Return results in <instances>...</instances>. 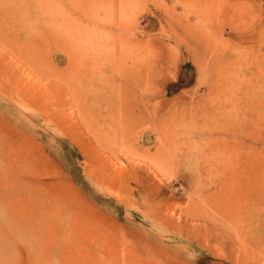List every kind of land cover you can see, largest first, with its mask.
Listing matches in <instances>:
<instances>
[{"label": "rangeland", "instance_id": "obj_1", "mask_svg": "<svg viewBox=\"0 0 264 264\" xmlns=\"http://www.w3.org/2000/svg\"><path fill=\"white\" fill-rule=\"evenodd\" d=\"M0 264H264V0H0Z\"/></svg>", "mask_w": 264, "mask_h": 264}, {"label": "bare ground", "instance_id": "obj_2", "mask_svg": "<svg viewBox=\"0 0 264 264\" xmlns=\"http://www.w3.org/2000/svg\"><path fill=\"white\" fill-rule=\"evenodd\" d=\"M47 24H50L47 28H48V31L49 32H53L54 31V29H57L58 28V26L55 24V23H53V21H52V19H49L48 21H47ZM47 87H49V86H44V87H41V89H39V91H40V93H41V97L42 98H44V97H46V99H47V95H48V93H49V91H48V88ZM40 88V87H39ZM90 89H91V87H90ZM92 89H94V88H92ZM95 91H96V89H94ZM132 90H128L127 92H124V94L122 95L123 97H125L126 96V98H128V96H129V94H130V92H131ZM66 92H67V96H68V98L67 99H62V100H58L57 101V103H59V107L56 109V111H54L53 109V111L49 108V107H45V108H43V106H41L40 107V110H41V112H42V114L43 115H45V116H48V117H50L51 118V120H52V122L56 125V126H58L59 128H63V131L66 133H68V135L69 136H71L72 134H73V132H81V131H84L83 129L85 128V131L87 130V129H89V130H87L89 133H87V135L88 134H90V133H92L91 135H92V137H93V139H94V137H95V139L97 140V138H99V140L101 139L100 138V136L97 134V133H99L97 130H95L94 128H93V125H92V121H91V119H90V116H89V114H88V111L89 110H91V107L90 106H88V101L90 100L91 102H97V98H99V96H97V97H93V95H92V93H91V96H90V94H86V93H83V92H77V90L74 88H72L71 86H68V89L66 90ZM104 94V96L106 95L105 93H103ZM108 95L109 94H107V96L106 97H102L103 98V101H105V104H106V107L104 108V107H100V109L98 110V111H92V112H90V114H92L93 116H94V118L95 117H97V116H100V118L102 117V115H103V112H104V110H107L108 111V113L105 115L106 117H110V119H111V121L109 122V125L107 124V123H105V122H103L105 125H107V126H110V127H114V125H116V129H117V126H120V127H122V128H125L124 126H125V121L124 120H122V119H125L124 117H122V116H120L119 115V113L117 112V111H115V109H116V102H114L113 100L114 99H112L111 98V96L112 95H110L109 97H108ZM94 96H96V94H94ZM103 96V95H102ZM51 97V96H50ZM100 97H101V95H100ZM117 98H119L117 95H116V99ZM51 99V98H50ZM101 99V98H100ZM49 100V99H48ZM102 100V99H101ZM42 101V100H41ZM45 101V100H44ZM40 103H43V102H40ZM127 105H129L132 109H134L135 108V105L136 104H134L135 102H132L131 101V99L130 100H126V102H125ZM50 104V103H49ZM55 105V104H54ZM49 106V105H48ZM129 106H127L125 109H124V113L125 112H128V113H130V108H129ZM35 108H36V106H35ZM39 109V108H38ZM71 110V112L69 113V112H67V111H70ZM46 113V114H45ZM73 113V114H72ZM65 117V118H64ZM48 119V118H47ZM51 120H49V121H51ZM132 120H134V121H138L139 119H132ZM48 123H50V122H48ZM134 125H136V124H133V126ZM77 130V131H76ZM83 134V136L86 134L85 132L84 133H82ZM67 135V134H66ZM93 135H95V136H93ZM96 135H98V136H96ZM72 138H74L73 136H71ZM80 137H81V134H80ZM88 137H90L89 135H88ZM74 140H75V142H77V144H78V146H80V148H83V146H87V147H89V145H95L96 143L95 142H93L92 140H91V137H90V139L88 138V139H83L82 141H84V143H82V142H79V141H77L76 140V138H74ZM102 143V142H101ZM93 145H92V147H93ZM97 146V145H96ZM95 147V146H94ZM99 147V146H98ZM102 147V146H101ZM90 149H92L91 147H89V149L88 150H90ZM94 150H95V148H93ZM92 149V150H93ZM98 149V148H97ZM99 150H101V148L99 149ZM89 152V151H88ZM92 153H94V152H92ZM97 153H98V150H97ZM100 153V152H99ZM88 155V154H87ZM93 155H96V154H93ZM98 155V154H97ZM86 157V156H85ZM90 158V157H89ZM91 159V158H90ZM92 165V164H91ZM93 165H94V163H93ZM88 167V166H87ZM89 172V171H88ZM90 174H96L93 170L92 171H90L89 172ZM247 173V172H246ZM99 175V174H98ZM250 175H255V173H253V172H251L250 173ZM252 184H255V182H251ZM234 187H235V185H234ZM247 195H248V192L246 191L245 192ZM245 194V196H244V198L247 196ZM235 196V194L233 195V197ZM237 196V195H236ZM235 198H237V197H235ZM234 198V199H235ZM231 199H232V197H231ZM249 199V198H248ZM251 199V198H250ZM235 201V200H234ZM234 201H230L229 203H231V206H233L232 204H234L235 202ZM249 201H251V200H249ZM237 204L239 203V202H236ZM254 203V202H253ZM237 204H234L235 206L237 205ZM247 204H249V202H246V205ZM241 205V204H240ZM244 205V204H243ZM245 205V206H246ZM252 205V204H251ZM230 206V207H231ZM235 206H233V207H235ZM245 206H243V208H245ZM253 206V205H252ZM237 207V206H236ZM249 207V206H248ZM247 207V208H248ZM255 206H253L252 208H254ZM252 208H250V209H252ZM253 210V209H252ZM254 211V210H253ZM252 211V212H253ZM255 212V211H254ZM252 214V213H251ZM255 214V213H254ZM252 216V215H251ZM251 219V218H250ZM248 219L249 221H254L253 219ZM255 219V218H254ZM256 220H257V217H256ZM255 220V221H256ZM249 221H248V223H249ZM258 221V220H257ZM259 223V222H258ZM250 236V235H249ZM256 236V235H255ZM248 237V236H247ZM254 237V236H253ZM253 237H251V238H253ZM258 237H260V236H258ZM262 237V236H261ZM256 238V237H255ZM254 238V239H255ZM249 239H250V237H249ZM260 239V238H259ZM251 241H252V239H250ZM174 242H175V244L174 245H176L175 246V248L178 250V247H179V245H178V241L177 240H173ZM250 241V242H251ZM154 243V242H153ZM181 250V249H180ZM244 263V262H243Z\"/></svg>", "mask_w": 264, "mask_h": 264}]
</instances>
